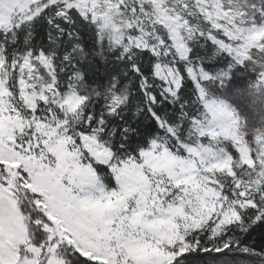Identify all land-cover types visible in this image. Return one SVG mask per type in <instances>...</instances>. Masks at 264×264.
<instances>
[{
	"label": "snow or ice",
	"instance_id": "6c2138e0",
	"mask_svg": "<svg viewBox=\"0 0 264 264\" xmlns=\"http://www.w3.org/2000/svg\"><path fill=\"white\" fill-rule=\"evenodd\" d=\"M264 0H0V264H264Z\"/></svg>",
	"mask_w": 264,
	"mask_h": 264
},
{
	"label": "trees",
	"instance_id": "16d2710c",
	"mask_svg": "<svg viewBox=\"0 0 264 264\" xmlns=\"http://www.w3.org/2000/svg\"><path fill=\"white\" fill-rule=\"evenodd\" d=\"M247 242L252 244L254 247L259 248L264 245V237L259 233H253L250 237H247Z\"/></svg>",
	"mask_w": 264,
	"mask_h": 264
}]
</instances>
